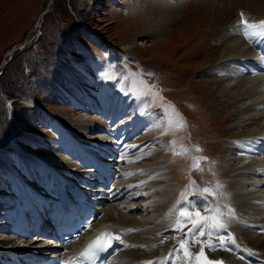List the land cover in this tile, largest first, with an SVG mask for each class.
Wrapping results in <instances>:
<instances>
[{
    "label": "rangeland",
    "instance_id": "374dc122",
    "mask_svg": "<svg viewBox=\"0 0 264 264\" xmlns=\"http://www.w3.org/2000/svg\"><path fill=\"white\" fill-rule=\"evenodd\" d=\"M199 1L203 0L181 4L169 0H0V73L14 52L30 44L22 61L30 69L36 63L38 72L17 82L11 76V84L5 86L16 98L0 95L1 138L11 136L14 127L16 137L50 158L57 155L53 149L38 147L56 144L47 136L57 135L59 122L73 125L80 134L93 127L90 121L95 115L86 117L60 95L61 75L65 76L61 79L89 81L93 92L99 91L97 98L123 95L134 105L142 106L133 101L139 99L149 107L154 123L149 143L141 153L131 154L130 162L125 158L124 175L127 179L155 178L160 173L170 181L146 185L159 184L155 187L158 196L151 198L159 200L158 209L134 213L138 216L134 243L138 244L132 248L139 251L134 256L131 250H121L113 264H143L151 259L167 264L171 256L167 249H179L182 242L189 251V242L176 229L185 223L190 224L188 230L193 226L180 212L187 209L194 218L196 212L217 215L206 211L204 203L218 209L217 219L232 230L235 243L256 249L264 257V237L251 236L245 222L251 214L242 211L246 204L239 199L238 184L246 179L238 177L235 169L239 167L242 176L247 171L235 158L229 159L234 157L230 155L235 146L232 137L249 135L250 127L237 126V107L225 106L229 98L216 87H223L224 82H219L220 74L213 75L217 69L228 68L219 64L229 45L239 40L234 29L241 14L248 23L264 21V0H239L232 14L223 17L209 6L201 8ZM106 41L122 46L123 51L116 53ZM133 80L143 81L150 94L141 95L142 87L134 91ZM34 101L44 111L33 108ZM165 109L173 114L171 124ZM34 115L41 118L40 125L30 120ZM16 160L23 163V158ZM204 188L210 193H204ZM127 205L134 204L129 201ZM144 238L148 243L141 244ZM178 249L174 264H192L193 258Z\"/></svg>",
    "mask_w": 264,
    "mask_h": 264
},
{
    "label": "bare ground",
    "instance_id": "6f19581e",
    "mask_svg": "<svg viewBox=\"0 0 264 264\" xmlns=\"http://www.w3.org/2000/svg\"><path fill=\"white\" fill-rule=\"evenodd\" d=\"M198 3L201 8L207 6L211 7L214 13L219 16H230L232 10L239 4V0H203ZM234 33H237L235 37L239 38V40H235L234 43L232 42L231 45H229L226 54L222 58L223 60L219 64L222 68L226 66L228 68L217 69L213 75L222 74L220 77L222 79H220L219 82H224V86L221 87L220 85H216V87L218 89L222 88L221 96L229 98L228 101L226 100V107H237L235 108V112L240 116L237 126L240 127L245 125L250 127L249 135L257 138L259 135L264 136V73L255 72L250 77L241 78L239 70L244 68L247 60L255 56V52L256 54L260 53V51L264 52V37L253 36L251 40L246 39L243 34V26L240 20L235 25ZM235 57L239 59L233 61L232 59H235ZM74 87L76 95L74 102L76 103V108L82 111L80 104L85 106L90 104L91 108L86 107L87 111H83L86 117L87 115H95V118L90 121L93 127L84 130L82 134H80L81 139L71 140L65 134L61 135V138L58 140L61 147L55 146V153H57L59 158H52V161H65V166L52 167L46 164L41 165V170L47 179V183L57 187L67 185V181H72L77 177L89 181L93 178L94 180L103 182L102 177L107 173H114L115 170L124 169L126 165H128V162H130L131 154H136L137 151L140 152V150H142V148L137 149L136 147H132L127 136L133 135L148 124L147 117L138 115L141 113L142 106L140 104H132L123 95H120L118 98L111 97L108 100L104 99L106 97H101L99 100L89 95L84 96L75 83ZM133 101L137 102L136 100ZM123 119L129 120L123 123ZM119 124L122 125L119 126ZM132 140L133 138L131 141ZM257 149V145L251 143L246 146L241 145L239 151H241L240 153L244 155V157H250L253 151ZM232 152L233 151H230V155H234V157H229V159L232 161V159L235 158V160H233L239 162L240 168L247 171L246 174L242 176L239 174V167L238 170L237 167L235 169L238 177H245L246 179V182L242 181L238 186H240L239 189L241 190L239 192V199L242 203L246 204L243 206V209L246 208L244 211H250L248 213L251 214V220H253H250L249 225L251 224L254 229L264 233V219L262 218L264 215V185H261V181H264V174H252L251 167L246 166L240 157L236 155V152ZM127 157L128 162H126ZM161 176L164 177L165 175ZM157 186H159V184H156L153 188ZM16 187L17 191L23 196L22 186L16 185ZM87 189H89L87 185L82 187V192L87 191ZM75 194L76 192L71 188L67 192H62L63 197H69L70 199L74 197ZM41 195L42 194H39V196ZM156 195L158 196V192H156L155 197ZM106 198V202L103 203L104 216L102 219L95 222L93 229L86 234L85 241L93 237L98 231L112 228L123 242L117 241L120 248H125V251L131 250V255H137L139 251L138 248L133 249L132 247L133 244H138V242L134 243V241H136L135 239H137L134 228H136L135 225L138 224V216L134 215L135 211L131 210L133 208L128 209L127 207L126 209L121 204L110 203L116 201H111L110 196ZM80 200L82 203L85 201L83 198H80ZM96 200L99 201V199ZM117 200H121V198ZM158 202L159 200L155 198L150 203L156 205ZM20 206H22V204H20ZM15 213L17 214V226L19 227L22 225V220L19 217L21 214H19L18 211ZM11 217L14 218L13 214H11ZM130 229L132 231H129ZM198 231L199 229L195 231L192 230L185 234L186 240H188L187 243L189 242L188 246L189 252L192 254L191 258H193L192 264H195L194 258L199 254L202 244L207 259L215 261L217 264H264L263 256L256 254V252L247 247L242 245L238 246L232 241L233 239H225L224 244L221 245L218 235L230 234L231 236L229 229L224 228L219 234L213 231L210 238L207 235V228L204 229L205 236L203 237L196 235ZM255 232H252V237L259 239L264 237L263 234L257 235ZM194 236L197 241H200L199 243L193 242ZM85 241H83L81 245H83ZM209 241L211 244L216 245V250H211L208 247ZM144 242L145 244L148 243L145 238L141 241V244ZM176 250L177 247H174L172 253H175ZM134 256H132L133 259H135ZM114 258L112 264L116 260ZM150 262L151 264H156L153 260ZM169 264H172V262H169Z\"/></svg>",
    "mask_w": 264,
    "mask_h": 264
},
{
    "label": "snow or ice",
    "instance_id": "6c2138e0",
    "mask_svg": "<svg viewBox=\"0 0 264 264\" xmlns=\"http://www.w3.org/2000/svg\"><path fill=\"white\" fill-rule=\"evenodd\" d=\"M243 17V14H241ZM243 25V34L246 39H252L253 36H258V37H264V21H260L259 23H248L246 20L242 21ZM147 75L151 76V73H148ZM133 87L134 91H140V88H144L145 90L142 91L140 94L141 95H149L150 94V89L148 86L143 85V81L137 82L136 80H133ZM155 95V94H153ZM165 113L169 115V123L171 124L173 121L171 120V116L173 114L167 113V109H165ZM177 126H179V121L176 122ZM137 149L140 148L139 145L136 146ZM204 193H210V189L204 188L203 189ZM184 193H181V196L183 197ZM206 211L214 212L217 215H212V216H201L199 212L195 213V218L193 217V214L189 210H184L180 212V216L186 218L187 222H190L193 226V231L199 229L198 232H196L197 236L203 237L205 236V231L204 229L207 228L208 232L207 235L209 238L212 236L213 231H215L217 234H219L221 231L224 230L225 226L223 223H221L218 219L217 216L219 215L218 209H212L207 203H204L202 205ZM231 211V210H230ZM198 218V219H197ZM179 231L180 229H176ZM129 231H132L131 229ZM218 239L221 243V245L224 244L225 239L231 240L232 237L230 234H225V235H218ZM109 240H115V241H120L119 236L112 237L110 233H104L102 234L101 237H98L95 241H93L91 244H89L88 248L85 249L83 253H81V257L84 259H90L95 255V252L104 250L105 248H110L112 246L111 243H109ZM193 242L199 243L200 241H197L195 236L193 237ZM179 247L181 249H184V255L186 258H190L192 254L188 251V249L185 246V243L182 242ZM208 247L211 250H216V245L211 244L209 241ZM195 264H217V262L212 261L207 259L205 256V251H204V246L203 244L201 245V249L198 255L195 256ZM151 264V262H149Z\"/></svg>",
    "mask_w": 264,
    "mask_h": 264
},
{
    "label": "trees",
    "instance_id": "16d2710c",
    "mask_svg": "<svg viewBox=\"0 0 264 264\" xmlns=\"http://www.w3.org/2000/svg\"><path fill=\"white\" fill-rule=\"evenodd\" d=\"M33 46V44H30L28 47L25 45V47L18 52H14L13 57L11 60L4 66L0 73V95L1 94H6L10 98H16L14 92H10L7 89H4L7 83L9 85L11 84L9 81H11V76H12V81L17 82L20 78L25 77V79L28 78H33L37 75V68H36V63L33 65V68H28L26 64L24 65L23 63V54L29 50ZM26 49V51H25ZM35 59V58H34ZM20 72H19V70ZM15 100H13L14 103Z\"/></svg>",
    "mask_w": 264,
    "mask_h": 264
},
{
    "label": "water",
    "instance_id": "95a60500",
    "mask_svg": "<svg viewBox=\"0 0 264 264\" xmlns=\"http://www.w3.org/2000/svg\"><path fill=\"white\" fill-rule=\"evenodd\" d=\"M54 1V0H51V2Z\"/></svg>",
    "mask_w": 264,
    "mask_h": 264
}]
</instances>
